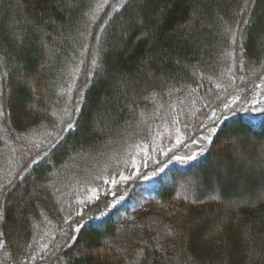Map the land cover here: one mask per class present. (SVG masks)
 I'll use <instances>...</instances> for the list:
<instances>
[{
  "label": "trees",
  "instance_id": "16d2710c",
  "mask_svg": "<svg viewBox=\"0 0 264 264\" xmlns=\"http://www.w3.org/2000/svg\"><path fill=\"white\" fill-rule=\"evenodd\" d=\"M103 1L0 0V243L10 262H46L41 236L64 223L58 190L147 138L157 102L193 96L208 116L220 110L185 142L215 127L202 156L166 165L152 188L132 186L173 224L170 241L155 240L146 211L130 216L129 201L113 207L101 194L50 264H264V101L246 108L241 95L222 108L210 82L229 53L243 84L262 83L264 0H126L109 20ZM83 52L97 61L90 73L84 63L89 80L70 108ZM23 143L40 154L18 175L8 153Z\"/></svg>",
  "mask_w": 264,
  "mask_h": 264
},
{
  "label": "rangeland",
  "instance_id": "374dc122",
  "mask_svg": "<svg viewBox=\"0 0 264 264\" xmlns=\"http://www.w3.org/2000/svg\"><path fill=\"white\" fill-rule=\"evenodd\" d=\"M125 1L104 0L101 4V10L105 18L107 17V20H109L114 11H117ZM84 52L81 67L79 66L74 70L71 76L73 79L70 85L72 89L69 93L65 91L68 102L71 103L70 108L71 106H79L78 101L80 103L82 100L84 88L80 87V89L78 85L84 83L85 78L87 81L89 80L88 75L90 74H83L84 63L87 64V72L90 73L97 61L96 57L85 55ZM232 58L233 55L229 53L221 55V67L216 80L210 79V82L215 84L214 91L218 95L215 97V101L223 99L222 108H227L237 103L241 99V95H245V101L241 106L246 108L253 106L254 108L253 103H257L260 99L264 101V76L260 80L262 83L259 84L258 88L252 90V85L248 86L249 82L243 84L245 75L239 74L238 69L240 67L236 66ZM254 77L255 75H252L251 78ZM247 86L250 88L249 91ZM61 95H64V93ZM166 103L168 104H163L162 101L157 102L145 115V122L150 123L147 138L129 146L123 154L114 156L112 161L105 164H95L93 168L75 178L69 186L65 187L63 185L62 188H66L64 193L62 189L58 190L59 194L62 192L58 196V200L65 210L64 223L61 229L50 230L49 233L42 234L39 241L40 253L37 256H41L42 253L48 255L46 262L43 264L52 262L58 249L68 242V239H71L72 231L77 233L79 227H77L76 219L81 217L82 208L93 203L101 194L112 197L111 204L113 207L129 201L131 204L128 210L130 216L146 211L141 220L147 227L152 229L155 240L160 245H166L170 241L173 224L166 216L149 208L148 196L143 197L134 194L136 192L132 187L133 183L137 182L147 188H152L157 178L166 176V165L177 164L182 166L202 156L206 145L212 138L215 127L206 129L192 141L185 142L188 141L191 134H196L201 128L213 123L218 118L220 110L208 116L209 107H206L208 102L206 100L197 101L193 96L175 97L174 100L170 99V102ZM70 108H67L68 113L71 111ZM222 108L220 109L222 110ZM253 108L252 111L255 113L261 110V107ZM9 146L8 144V148L11 149V146ZM47 146L49 144L45 141L44 144L40 143L39 149L41 150ZM16 147V150H13L12 147V152L8 150V154L11 156L8 158L16 159L18 162L16 171L18 175H22L28 170L27 168L32 160L38 158L40 150L26 147L24 143ZM57 183L58 181L55 182V184ZM80 219L84 220L86 216ZM73 238H75L74 235L72 240ZM10 261L9 251L0 243V264H12Z\"/></svg>",
  "mask_w": 264,
  "mask_h": 264
},
{
  "label": "snow or ice",
  "instance_id": "6c2138e0",
  "mask_svg": "<svg viewBox=\"0 0 264 264\" xmlns=\"http://www.w3.org/2000/svg\"><path fill=\"white\" fill-rule=\"evenodd\" d=\"M69 127H71V125H69Z\"/></svg>",
  "mask_w": 264,
  "mask_h": 264
}]
</instances>
